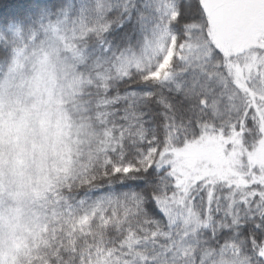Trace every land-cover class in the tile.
Segmentation results:
<instances>
[{"label": "snow or ice", "instance_id": "snow-or-ice-1", "mask_svg": "<svg viewBox=\"0 0 264 264\" xmlns=\"http://www.w3.org/2000/svg\"><path fill=\"white\" fill-rule=\"evenodd\" d=\"M0 264H264V0L0 5Z\"/></svg>", "mask_w": 264, "mask_h": 264}, {"label": "trees", "instance_id": "trees-1", "mask_svg": "<svg viewBox=\"0 0 264 264\" xmlns=\"http://www.w3.org/2000/svg\"><path fill=\"white\" fill-rule=\"evenodd\" d=\"M0 5L7 9L9 7V0H0Z\"/></svg>", "mask_w": 264, "mask_h": 264}]
</instances>
